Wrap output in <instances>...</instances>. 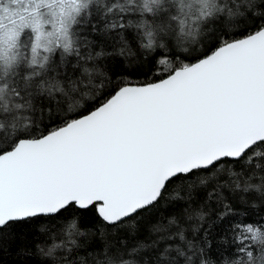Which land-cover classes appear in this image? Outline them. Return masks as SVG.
I'll return each mask as SVG.
<instances>
[{"label":"snow or ice","instance_id":"obj_1","mask_svg":"<svg viewBox=\"0 0 264 264\" xmlns=\"http://www.w3.org/2000/svg\"><path fill=\"white\" fill-rule=\"evenodd\" d=\"M0 264H264V0H0Z\"/></svg>","mask_w":264,"mask_h":264}]
</instances>
